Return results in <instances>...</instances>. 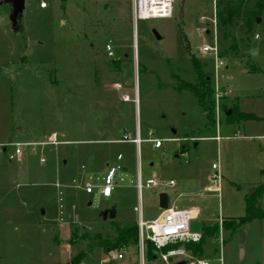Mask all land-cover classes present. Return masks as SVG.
Returning <instances> with one entry per match:
<instances>
[{"label": "rangeland", "instance_id": "obj_1", "mask_svg": "<svg viewBox=\"0 0 264 264\" xmlns=\"http://www.w3.org/2000/svg\"><path fill=\"white\" fill-rule=\"evenodd\" d=\"M132 1L26 0L18 32L10 5L0 6V145L9 144L11 153V144L51 135L69 143L41 154L26 149L20 162L0 153V264H71L80 253L86 255L81 264H140L142 255L145 264H167L161 257L147 260L139 221L156 219L163 212L159 195L175 192V208L198 206L201 225L219 224L220 236L207 240L202 258L176 257L174 264H264V219L243 228V244L241 233L221 228L224 218L243 217L246 197L264 185V14L249 42L222 59L217 74L214 59L201 54L216 38L213 0H176L173 18L137 25ZM192 56L208 64L215 94L217 87L225 94L214 122L188 91L177 90V78L195 80ZM234 106L255 120L232 123L225 113ZM138 128L143 140L152 131L163 147L153 150L144 142L138 150L114 142L124 135L135 139ZM213 164L220 168V194L209 191ZM108 165L127 169L113 196L98 198V189L89 195L86 182L102 178ZM156 178L176 186H146ZM113 207L116 219L104 221L101 214ZM127 223L138 225L137 245L96 246L113 241L115 228Z\"/></svg>", "mask_w": 264, "mask_h": 264}, {"label": "built area", "instance_id": "obj_2", "mask_svg": "<svg viewBox=\"0 0 264 264\" xmlns=\"http://www.w3.org/2000/svg\"><path fill=\"white\" fill-rule=\"evenodd\" d=\"M175 2L176 0H133L132 7H133V24L137 25L139 21H151L152 19H169L173 18L175 13ZM215 5V16L211 20V24L214 29V37H216V28H217V21H216V12H217V5L216 0H213ZM41 9H46L47 4L45 2L41 3ZM202 23L207 25V19L202 17ZM113 48L108 45L107 52L109 57L113 56ZM201 54L204 56H211L215 61V70L218 74L221 68L225 66L223 60L221 59V53L219 48L218 37L215 38V42L212 45H204L201 49ZM225 94L220 92L219 87H217V92L215 94V102L217 104V109L219 110L220 107V99L223 98ZM124 101H130L129 97H125ZM153 132L149 133V140H143L140 136V130L138 129L137 135L135 139H131L128 135H124L121 141H114L115 143H124V142H131L135 144L140 149L141 145L144 142H148L152 144L153 150L161 149L165 141L160 138H154ZM220 139L218 138L217 141ZM69 144L64 143L58 139V136L51 135L46 139L40 140V142H24V143H17L11 144L14 147V151L9 153L8 145H0V153H2L5 158H7L11 163L12 162H20L24 158V152L28 149L31 153L38 154L43 152L48 147H57L60 145ZM119 163H122L124 160L123 155L118 156L117 158ZM41 164H46L47 159L45 157H41L40 160ZM213 170L215 171L211 176V186L209 188L210 192L213 193H221V174L219 165L213 164ZM124 166L118 165L117 167H110L107 166L106 173L102 178H94L90 177L89 181L86 182L85 188L89 195L95 192V189H98L97 197L98 198H111L113 196L115 185L117 184L116 180L123 172H127L123 170ZM139 176H138V190L141 192L144 188L143 181H142V170L141 165L139 162ZM124 178H121L123 181ZM164 185L167 188H172L175 185V182L172 181L169 184L163 183L161 180L156 179H149L146 182V186L150 188H156L159 186ZM58 187V186H57ZM62 215L63 212H61ZM201 212L195 208L189 209H177L175 206L170 208L167 211H163L161 215L157 218V220L152 222H146L140 217L139 226L142 235V241L148 240L152 243L154 248L157 251H161L162 249L174 246L176 244H189L190 242L199 243L202 240V233H193L191 231V224L193 222H199ZM220 242L223 245V240L220 239ZM176 257L182 258L185 261H191L194 259V256L187 252L183 246L179 248H174L169 250L167 253H161V259L168 264L170 259H175ZM115 260L122 261L124 257L122 255H114ZM140 264H145V258L142 255L140 260ZM197 264H210V262H204L201 260L197 261ZM219 264H223L222 259H220Z\"/></svg>", "mask_w": 264, "mask_h": 264}, {"label": "trees", "instance_id": "obj_3", "mask_svg": "<svg viewBox=\"0 0 264 264\" xmlns=\"http://www.w3.org/2000/svg\"><path fill=\"white\" fill-rule=\"evenodd\" d=\"M216 37H218L221 59H226L234 53L240 52V45H245L252 38L256 27L260 24L259 20L264 14V0H218L216 1ZM229 43V45H227ZM191 69L195 75V80L183 81L178 80V91H188L194 100L200 105L206 114L209 122H214L216 102L215 89L212 85V78L205 70L207 63L204 59L197 60L194 56L191 57ZM226 117L232 123L250 122L255 120L253 116L240 112L234 106L231 110L225 113ZM264 197V185H260L253 195L246 197V213L238 219L224 218L222 220V230L240 234L243 228L255 220H263L264 212L261 208L262 198ZM220 226L201 225L202 240L199 243L190 242L189 244H176L169 246L161 251H157L151 242L145 240L146 251L148 252L147 260L156 261L161 257V253H167L169 250L179 248L181 246L192 254L194 257L204 256V247L208 239L218 240L220 236ZM138 225L127 223L124 226L115 228V239L109 242H100L96 246L110 249H120L129 245H137L139 242ZM100 238V237H98ZM86 259V255L80 253L75 257L71 264H81Z\"/></svg>", "mask_w": 264, "mask_h": 264}, {"label": "water", "instance_id": "obj_4", "mask_svg": "<svg viewBox=\"0 0 264 264\" xmlns=\"http://www.w3.org/2000/svg\"><path fill=\"white\" fill-rule=\"evenodd\" d=\"M25 2H26V0H3L2 2H0V6H4V4L10 5V7H11L10 20L12 23V27L14 28V30L16 32H18L21 29L20 25H21V21H22L23 15H24ZM183 5H184V1L182 3V6ZM183 11H184V6L181 8V12H180L181 18H183V15H184ZM260 22L261 21L259 20V23ZM154 35H155L156 39L162 40L156 31H154ZM172 134H174V135L176 134V131L174 129L172 130ZM123 170L126 171L127 169L124 167ZM159 202H160V208L163 211H167L174 206V202L170 198L168 193H161L159 195ZM116 217H117V209L115 207L108 209L101 214V218L104 221H108V219L114 220V219H116ZM191 231L193 233L201 232V223L200 222H193L191 224ZM244 242H245V234L243 232H241L240 243L243 244ZM240 249H241L240 250V257L243 258L245 255V250L243 248H240ZM168 264H174V260L170 259L168 261ZM177 264H186V262H179Z\"/></svg>", "mask_w": 264, "mask_h": 264}, {"label": "crops", "instance_id": "obj_5", "mask_svg": "<svg viewBox=\"0 0 264 264\" xmlns=\"http://www.w3.org/2000/svg\"><path fill=\"white\" fill-rule=\"evenodd\" d=\"M47 9V8H46ZM42 10H45V9H42ZM220 128H222V126H220L219 127V129L216 131L217 132V136L214 138L215 139V142H217L218 144H220V142H222L223 141V139L221 138V135H219V130H220ZM226 129L228 128V127H225ZM139 129V128H138ZM228 130V129H227ZM236 135H237V132H236ZM220 139L219 141H217V139ZM262 142L264 143V139L262 140ZM197 146V145H196ZM176 194H177V192H175L173 195H172V197L170 196V198L173 200V202H174V206H175V204H176V202H175V196H176ZM193 201V200H192ZM189 208H195V209H198V210H201L198 206H196V205H193V204H191L189 207H182L181 209H189ZM201 212V211H200ZM162 213V212H161ZM161 213L157 216V218L161 215ZM202 213V212H201ZM202 216V215H201ZM157 218L156 219H154V220H147L146 222H152V221H155V220H157Z\"/></svg>", "mask_w": 264, "mask_h": 264}, {"label": "flooded vegetation", "instance_id": "obj_6", "mask_svg": "<svg viewBox=\"0 0 264 264\" xmlns=\"http://www.w3.org/2000/svg\"><path fill=\"white\" fill-rule=\"evenodd\" d=\"M113 55H114V53H113ZM113 57V56H112ZM130 100V99H129ZM126 102V101H125ZM127 102H129V101H127Z\"/></svg>", "mask_w": 264, "mask_h": 264}, {"label": "bare ground", "instance_id": "obj_7", "mask_svg": "<svg viewBox=\"0 0 264 264\" xmlns=\"http://www.w3.org/2000/svg\"><path fill=\"white\" fill-rule=\"evenodd\" d=\"M136 45H137V43H136Z\"/></svg>", "mask_w": 264, "mask_h": 264}]
</instances>
